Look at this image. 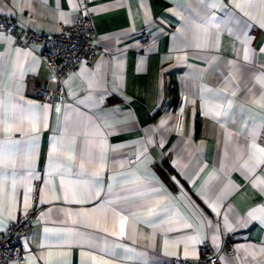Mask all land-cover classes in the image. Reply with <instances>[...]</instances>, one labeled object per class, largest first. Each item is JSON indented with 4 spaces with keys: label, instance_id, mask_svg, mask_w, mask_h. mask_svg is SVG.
<instances>
[{
    "label": "crops",
    "instance_id": "0c3cea01",
    "mask_svg": "<svg viewBox=\"0 0 264 264\" xmlns=\"http://www.w3.org/2000/svg\"><path fill=\"white\" fill-rule=\"evenodd\" d=\"M81 1L0 0L20 26H0V233L39 182L26 264L196 263L204 241L264 264V0H91L103 52L43 101L56 80L23 30Z\"/></svg>",
    "mask_w": 264,
    "mask_h": 264
},
{
    "label": "built area",
    "instance_id": "2783aa9c",
    "mask_svg": "<svg viewBox=\"0 0 264 264\" xmlns=\"http://www.w3.org/2000/svg\"><path fill=\"white\" fill-rule=\"evenodd\" d=\"M90 1H81L77 18L52 35L36 33L30 29L23 30V37L28 43L39 42L44 45L42 58L56 80L54 89L43 88L39 91L38 96L43 101L61 104L65 97L64 79L81 65L92 66L98 53L103 52L95 43L92 17L88 7ZM0 26L8 33L20 31V26L15 20L1 19ZM39 189V182L32 185L34 206L0 233V264H7L10 260H15L18 264L27 263L28 249L23 240L37 215ZM199 251L200 257L196 263L174 257L169 264H223L220 253L213 251L208 241L200 244ZM227 253H233V248L229 247Z\"/></svg>",
    "mask_w": 264,
    "mask_h": 264
},
{
    "label": "snow or ice",
    "instance_id": "6c2138e0",
    "mask_svg": "<svg viewBox=\"0 0 264 264\" xmlns=\"http://www.w3.org/2000/svg\"><path fill=\"white\" fill-rule=\"evenodd\" d=\"M249 6H250V5H249ZM235 7L238 8V9H243V7H245V5H242V4H240V3H237V4L235 5ZM245 14L247 15V13H245ZM261 26L264 27V24H262ZM53 151H55V147L53 148ZM260 151H261L262 153H264V149H261ZM120 227H121V229H123V228H124V224L121 223ZM121 234H123V232H122Z\"/></svg>",
    "mask_w": 264,
    "mask_h": 264
}]
</instances>
